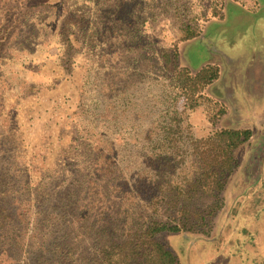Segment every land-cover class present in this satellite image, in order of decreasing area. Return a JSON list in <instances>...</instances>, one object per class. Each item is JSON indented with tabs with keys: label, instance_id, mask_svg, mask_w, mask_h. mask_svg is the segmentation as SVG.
I'll list each match as a JSON object with an SVG mask.
<instances>
[{
	"label": "rangeland",
	"instance_id": "rangeland-1",
	"mask_svg": "<svg viewBox=\"0 0 264 264\" xmlns=\"http://www.w3.org/2000/svg\"><path fill=\"white\" fill-rule=\"evenodd\" d=\"M225 1L0 0V152L17 166V176H25L23 167L30 169L39 200L59 198L87 179L95 128L115 143L105 152L117 170L135 165L137 175L143 146L138 130L151 127L158 109L177 104L195 138H204L223 121L216 116L217 97L232 107L233 116L225 114L231 125L254 127L251 145L237 150L242 169L224 192L227 207L254 181L256 170L247 176L253 170L249 158L253 147L261 148L256 143L264 148V0L257 11L251 0H231L246 8L229 3L226 20L211 25L208 36L181 41L188 25L208 27L214 7ZM176 41L184 46L183 64L197 69L212 62L222 70L208 91L192 89L194 98L167 95L171 73L162 52ZM131 211L142 219L155 213L146 205ZM227 214L223 209L216 230ZM117 232L123 239L122 229ZM172 240L182 246L184 264L188 256L191 264L221 258L213 242L187 252L186 238Z\"/></svg>",
	"mask_w": 264,
	"mask_h": 264
},
{
	"label": "trees",
	"instance_id": "trees-1",
	"mask_svg": "<svg viewBox=\"0 0 264 264\" xmlns=\"http://www.w3.org/2000/svg\"><path fill=\"white\" fill-rule=\"evenodd\" d=\"M229 3L245 7L239 1H225L214 7L208 27L188 25L181 41L210 34L206 31L211 25L226 20ZM183 47L176 41L162 52L171 73L167 95L176 100L179 95L194 98L192 89L208 91L221 75L217 63L197 69L183 64ZM213 101L219 106L216 116L223 121L204 138H195L192 123L177 104L158 109L151 127L138 130L143 146L137 175L135 165L117 170L115 159L105 152L115 143L95 128L93 158L85 161L89 176L77 181L73 191L51 200H39V191L35 192L39 183L31 179L30 169L23 167L25 176H17L19 169L4 159L2 150L0 264H184L178 249L182 246L172 240L178 237L189 241L187 252L196 244L213 242L221 255L210 260L213 264H264V148L257 143L261 151L253 147V159L249 158L253 170L247 176L256 170L254 181L227 207L224 192L242 169L237 150L251 145L254 133L225 124L226 104ZM142 205L155 211L149 219L131 211ZM226 208L227 218L216 230ZM189 257L186 264H191Z\"/></svg>",
	"mask_w": 264,
	"mask_h": 264
},
{
	"label": "crops",
	"instance_id": "crops-1",
	"mask_svg": "<svg viewBox=\"0 0 264 264\" xmlns=\"http://www.w3.org/2000/svg\"><path fill=\"white\" fill-rule=\"evenodd\" d=\"M252 1V2H251ZM250 1V5L253 7V10H260V9H263L262 8V2L260 1V0H251ZM248 6V5H247ZM246 7V6H245ZM251 10V9H250ZM238 24V22H235V25H237ZM239 25V24H238ZM221 76H222V70H221V75H220V77L218 78V79H220L221 78ZM217 79V80H218ZM217 80H215V82L217 81ZM214 82V83H215ZM213 83V84H214ZM212 84V85H213ZM211 85V86H212ZM219 100H221L222 102H224L225 104H226V106H227V113H226V115L228 116V115H230V116H233V110H232V107L230 106V104L228 103V101L226 100V99H224V97H217ZM227 116H226V118L224 119V121H226V123L225 124H227L228 126H233V125H231L229 122H228V118H227ZM246 123V122H245ZM235 127H243V128H254L253 127V124L252 123H246V125H244V124H241V123H238L237 125H235ZM256 130H258V129H256ZM260 131H261V133H260V137L262 136L263 138H264V128H261L260 129Z\"/></svg>",
	"mask_w": 264,
	"mask_h": 264
}]
</instances>
